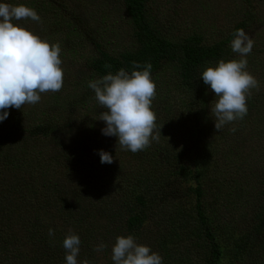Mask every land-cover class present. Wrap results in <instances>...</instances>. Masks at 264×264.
Masks as SVG:
<instances>
[{
	"label": "rangeland",
	"instance_id": "374dc122",
	"mask_svg": "<svg viewBox=\"0 0 264 264\" xmlns=\"http://www.w3.org/2000/svg\"><path fill=\"white\" fill-rule=\"evenodd\" d=\"M0 2L24 4L38 13L40 22L28 19L15 21V23L32 31L50 44L58 43L61 48V67L64 72V83L59 92L41 94V100L35 105L26 104L21 109H7L9 113L7 118L0 122V202L4 195L10 194V184L16 195L24 200L25 209L31 210L36 205L40 206L42 207L41 217L44 219L49 214L51 218L47 219V222L52 227H60L63 234H68L69 229L78 233L79 229L76 227L78 223L74 222L71 226L67 216L61 218L54 205H51V199L57 203L62 202L65 206L67 203H64V200L69 202L71 206L69 208L74 214H77L79 210V215H88L91 222L95 223L93 215H99L106 209L98 210L105 205L106 200L97 201L101 198L100 196L111 192L113 202H117L126 191L127 179L123 178H126L129 173L128 170L127 172L117 171L120 161L124 158L126 163L133 165L135 160L133 155L135 153L121 150L117 145L116 137L102 134L101 129L105 127V124L98 119L104 109L98 105L94 91L88 87L90 80L101 78L92 74L90 68L91 61L99 56L100 50L117 55L135 47L136 40L131 17L123 0H0ZM53 4L54 10L51 9ZM246 5L241 0H151L148 13L170 38H185L192 31L199 33L202 30L211 37L218 38L221 33H230L241 20L242 13L239 8ZM253 7L256 8L257 14L253 17L252 24L244 31L254 40V47L246 58L248 59L252 54L256 56L254 64H247V71L259 82V90L252 89L251 96H258L260 101L257 107H250L247 103L248 113L243 124L237 120L218 131L215 129L214 116L210 110L211 103L216 98L214 93L208 105L209 119L206 121L208 130L203 136L208 140V147L211 146L214 152L213 157L206 161L208 174L218 171L213 164L215 161H219L223 168L215 175L217 177L206 174L208 190L213 196L211 202H215L216 217L228 219V221L241 219L240 214L251 211L253 204L245 200L234 208L229 201L230 198L226 199L223 196L222 193L226 195L235 187V184H230L231 182L228 181L231 170L221 156L229 151L234 152L236 148H243V157H232V159H241L240 164H243L245 159L240 175L246 179L238 182L242 185L246 184L249 192L260 188L261 172L264 169V0H255ZM151 78L156 84V94L162 96V92H166L161 98L156 95L152 102V110L156 114V124L159 127L154 131V135H159V139L154 140V144L159 142L161 145H173L175 149H184L185 160L190 161V165L197 166L200 162L196 155L195 136L188 132L190 130L188 122L179 121L185 118L187 112L181 102L182 96L178 95L173 87L177 78L174 70L168 67L165 73L158 72L151 75ZM164 97H168L167 100L176 104L172 113L178 116H173V119L177 120H173L172 128L166 124L160 130V126L165 122L163 113L159 109L161 105L165 106L166 100H162ZM47 121H52L53 126L57 124V127H62L64 133L56 137L57 140L46 138L42 134H33L39 125ZM67 125H72L73 128L70 130ZM231 128H235L237 134L223 133L224 130L230 131ZM67 132H71V135ZM108 142L115 145L113 149L115 155L111 164H102L100 160L95 162L92 159L90 164H86L80 159L76 164L77 169L75 167L72 170L74 164L70 165L66 161L64 165V159L59 158V150L63 147L70 153L73 149L80 154L81 150H85L87 156L97 157L95 153L97 147ZM34 157L39 159L34 160ZM11 158L17 159L18 163L26 164L24 166L27 169L19 170L5 166L3 161ZM212 177L218 178L222 188L217 187L221 184L209 179ZM170 178L178 184L179 180L182 182L181 191H178L182 196L181 204L186 208L192 207L196 196L185 190L192 182L184 180L180 175L178 178L170 175ZM72 195L79 197L81 205L74 206L77 198L74 199ZM13 197L14 195L11 194V200ZM176 204L179 202L174 200L166 205L163 212L166 213V220L175 215ZM59 205L57 209L61 210ZM28 214L29 212L25 216L27 220ZM211 215L214 216L213 213ZM235 223L230 222L231 225L236 226L237 223ZM102 225L107 230L97 228V239L101 238V240L107 236L110 239L118 236L121 228L125 227L120 219L105 218ZM148 225L141 234L135 236V239L138 244L149 246L156 252L149 238L153 227L154 231L156 230V224L151 221ZM248 226L246 224L244 229H248ZM19 237L17 245L9 247L11 251L9 250L8 254L5 251L0 253L1 260L5 258L9 263L13 250L16 255L26 253L31 241L28 240V235L20 234ZM62 257L60 256V259Z\"/></svg>",
	"mask_w": 264,
	"mask_h": 264
},
{
	"label": "trees",
	"instance_id": "16d2710c",
	"mask_svg": "<svg viewBox=\"0 0 264 264\" xmlns=\"http://www.w3.org/2000/svg\"><path fill=\"white\" fill-rule=\"evenodd\" d=\"M123 1L132 20L136 40L135 47L117 55L100 50L99 56L91 61L92 74L103 77L109 72L115 74L121 68L131 72L134 69V63L141 65L151 63V75L158 72L165 73L166 69L171 67L177 77L173 87L176 89V93L182 96L181 102L187 112L185 118L179 121L189 123L190 130L188 132L195 136L196 155L200 163L197 166L190 165V161L185 160L186 151L184 149H175L173 145H161L159 142L154 144L153 140L149 147L133 154L135 155L133 165L126 163L124 158L120 161L121 164L117 171L127 172L128 170L129 173L126 178H123L127 179L125 181L127 182L126 191H123L124 194L118 198L117 202H113L111 192L100 196L101 198L97 201L106 200L105 205L98 210L106 209L99 215H93L95 223L91 222L88 215H79V210H77V214H74L70 210L69 202H65L64 199V203H67L66 206L62 202L57 203L51 199V205H54L61 218L67 216L71 226L74 222L78 223L76 227L79 232L75 233L81 240L80 252L77 257L78 264H82L84 261H87L88 264H114L111 260V249L117 236L111 239L109 236L103 240L97 239V228L107 230L102 225L105 218L123 221L125 227L121 228L118 236L133 235L135 237L149 226L148 223L155 222L156 230L154 231L153 227V231L148 233L151 245L162 257L163 264H264V169L261 172L260 188L249 192L246 189V184L242 185L238 182L246 179L240 175L242 165H245V159L243 164H240L241 159H232V157L242 158L243 148H236L234 152L229 151L221 156L231 170L228 181L231 182L230 184H235V187L230 189L226 195L222 193L223 196L226 199L230 198L229 201L234 208H237L245 200L249 204H253V207L251 211L240 214V221L217 218L215 202H211L213 196L208 190L206 174L217 177L215 175L220 173L223 168L219 161H215L213 164L218 171L208 174L206 161L213 157L214 152L211 146L208 147V140L203 137L208 130L206 125V121L209 119L208 105L214 92L200 78V73L207 66H216L221 59L226 62L240 59L230 47L231 41L234 39L233 33L237 29L244 30L252 24V19L257 14L256 8L253 7L255 0H241L247 5L239 8L242 13L241 20L237 22L230 33H221L218 38H214L205 30L199 33L192 31L185 38L178 39L166 36L151 14L148 13L151 0ZM51 9H55L54 4L51 5ZM255 59L256 56L252 54L248 57L247 62L254 64ZM105 65L111 67L106 68ZM136 70H142V68ZM165 94L166 92H162V96ZM156 95L158 98L162 97L161 94ZM167 98H162V100H166L165 106L159 107L165 119L160 128L166 124L172 128L173 116H178V114L172 113L176 104H172V101ZM259 101L258 96L252 95L248 98L247 103L250 107H257ZM239 121L240 124H243L245 117ZM57 126V124L53 126L52 121L43 122L33 134H42L46 138L57 140L56 137L64 133L62 127ZM67 126L70 130L73 128L72 125ZM67 133L71 135V132ZM223 133L225 135L237 134L226 130ZM114 146L110 142L99 145L95 151L97 157L87 156L85 150H81L80 154L73 149L70 153L63 147L62 150L61 148L59 150V158L64 159V165L67 162L70 165L74 164L75 166H72V170H74L75 167L77 169L76 164L80 159L86 164H90L92 160L95 162L100 160L99 150H104L114 157ZM33 159L39 158L34 157ZM3 163L9 168L27 169L24 166L26 164L18 163L17 159L13 158L3 161ZM164 169L167 170L164 171ZM170 175L177 178L180 175L184 180L192 182L189 188L185 189L196 196L192 207L186 208L181 204L182 196L178 191H181L182 182L179 180L178 184L170 178ZM214 177L209 179L220 185L218 178ZM193 182L195 183L193 184ZM9 187L10 194L4 195L0 202V253L5 251L8 254L9 250L11 251L9 247L16 246L17 240H20V234L28 235V240L31 243L29 242L25 254L16 255L13 250L9 263L4 258L0 259V264H66L65 256L62 257L65 255L62 243L67 234H63L60 227H52L48 224L47 219L51 218L49 214L44 219L41 217L42 207L36 205L31 210L25 209L24 200L16 195L12 185L9 184ZM217 187L222 188V184ZM11 194L14 195L12 200ZM72 197L77 198L74 195ZM174 200L179 202L175 205V215L166 220L164 209ZM57 205L61 207V210L57 209ZM77 205H81L79 197L74 201V206ZM45 206H49V204H45ZM28 212L27 220L25 216ZM211 213L214 214L213 217ZM232 221L237 223H235L236 226L230 224ZM246 224L249 225L248 229H244ZM49 229L54 230L53 236H49ZM122 232L123 234H121ZM101 243L107 247L101 252L95 251L94 247Z\"/></svg>",
	"mask_w": 264,
	"mask_h": 264
},
{
	"label": "clouds",
	"instance_id": "9594fccd",
	"mask_svg": "<svg viewBox=\"0 0 264 264\" xmlns=\"http://www.w3.org/2000/svg\"><path fill=\"white\" fill-rule=\"evenodd\" d=\"M28 19L41 20L34 9L24 4L0 2V122L7 118V109L35 105L41 100V94L59 92L63 87L60 45L50 44L15 23ZM233 36L230 47L240 59L227 62L221 59L216 66H207L200 73L204 84L215 93L210 110L218 131L242 120L248 113L247 99L251 90H259V82L247 71L246 57L252 52L254 40L243 29L235 30ZM151 68V63H134L131 72L121 68L115 74L109 72L88 82L98 105L104 109L98 119L105 124L102 134L116 137L117 145L132 153L146 149L153 140L159 139V135H154L157 117L152 102L156 84L151 78ZM98 155L102 164L113 162V156L104 150H99ZM48 234L53 236L54 230L49 229ZM80 244L79 236L69 229L62 243L66 264H78ZM106 247L101 243L94 250L101 252ZM111 260L114 264H163L158 253L149 246L138 244L133 235L116 237Z\"/></svg>",
	"mask_w": 264,
	"mask_h": 264
}]
</instances>
